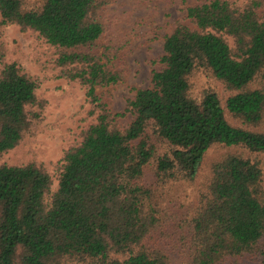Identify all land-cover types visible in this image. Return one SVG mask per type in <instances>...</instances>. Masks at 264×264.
Masks as SVG:
<instances>
[{
    "label": "trees",
    "instance_id": "obj_1",
    "mask_svg": "<svg viewBox=\"0 0 264 264\" xmlns=\"http://www.w3.org/2000/svg\"><path fill=\"white\" fill-rule=\"evenodd\" d=\"M109 3L0 0V159L44 107L38 80L6 60V26L55 50L58 78L85 90L93 118L56 163L55 189L42 165L0 164V264H264L263 1L187 7L195 28L164 37L151 88L136 90L123 113L99 92L124 81L113 65L120 47L102 42ZM199 69L230 93L224 103L214 92L191 95ZM213 147L233 152L211 164L195 205L171 213L160 189L194 183Z\"/></svg>",
    "mask_w": 264,
    "mask_h": 264
},
{
    "label": "rangeland",
    "instance_id": "obj_2",
    "mask_svg": "<svg viewBox=\"0 0 264 264\" xmlns=\"http://www.w3.org/2000/svg\"><path fill=\"white\" fill-rule=\"evenodd\" d=\"M101 17L106 32L102 42L120 47L114 69L124 73V81L115 86L99 90L104 92L113 113H123L128 100L135 91L151 88L153 72L161 66L156 61L163 55L164 37L170 35L178 25L195 27L186 18L185 10L198 0H106ZM242 1V0H240ZM261 11H264V0ZM1 41L6 48L8 63H16L24 73L36 78L39 87L36 96L44 102L41 120L37 127L27 133L20 146L0 159V164L24 166L35 162L46 168L55 189V165L64 152L80 141L82 130L93 121L85 90L76 83L58 78L54 68L55 50L36 34L21 32L9 25L3 28ZM191 95L199 98L204 92H214L222 103L230 93L207 71L197 70L190 78ZM37 110V109H36ZM133 120L127 116L119 123L123 126ZM227 120L235 124L229 116ZM232 149L211 148L204 159L201 172L194 183H169L160 189L162 206L170 212L182 214L196 204L199 192L208 184L211 164ZM261 163L264 185V154L258 156ZM152 176L151 170L148 178ZM152 179V177H151ZM264 244V240L262 242ZM245 264H261L257 258Z\"/></svg>",
    "mask_w": 264,
    "mask_h": 264
}]
</instances>
